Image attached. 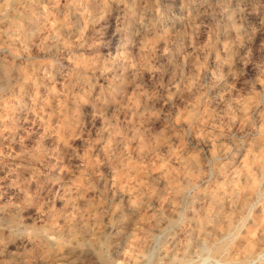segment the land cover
I'll return each mask as SVG.
<instances>
[{
	"label": "clouds",
	"instance_id": "obj_1",
	"mask_svg": "<svg viewBox=\"0 0 264 264\" xmlns=\"http://www.w3.org/2000/svg\"><path fill=\"white\" fill-rule=\"evenodd\" d=\"M0 264H264V0H0Z\"/></svg>",
	"mask_w": 264,
	"mask_h": 264
}]
</instances>
